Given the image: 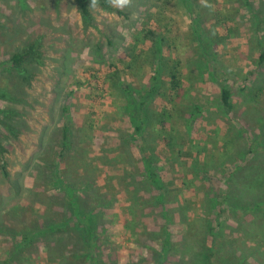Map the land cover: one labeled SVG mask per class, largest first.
<instances>
[{
  "label": "rangeland",
  "instance_id": "rangeland-1",
  "mask_svg": "<svg viewBox=\"0 0 264 264\" xmlns=\"http://www.w3.org/2000/svg\"><path fill=\"white\" fill-rule=\"evenodd\" d=\"M79 1L0 0V84L15 99L0 100V108L19 113L13 134L0 123V264H201L206 226L216 221L224 235L216 237L214 262L238 264L242 255L240 264H264L263 210L234 214L228 199L221 201L233 188L227 171L244 162L264 167V63L258 65L264 0H129L123 8L110 1L127 16L85 0L90 24L81 17ZM196 14L219 36L209 60L196 51ZM145 29L167 36L158 45L162 56L172 47L182 71L190 66L194 83L183 100L207 109L190 132L192 141L182 116L166 124V131L174 127V151L182 149L183 157L161 136L155 142L147 136L140 148L131 137L127 94L114 82L134 75L148 81L145 51L155 42L144 38L136 44ZM31 42L41 57L23 65L30 74L25 80L7 71V61ZM224 84L233 93L230 113L219 107ZM252 95L253 103L245 104ZM163 102L157 96L151 108ZM71 120L72 148L58 170L62 128ZM150 148L155 160L143 165ZM87 150L89 171L81 160ZM145 170L162 187L145 178ZM58 178L71 183L78 208L95 219L92 247H84L82 225ZM260 194L261 189L255 197ZM253 200L249 195L240 201ZM50 224L63 227L43 234Z\"/></svg>",
  "mask_w": 264,
  "mask_h": 264
},
{
  "label": "trees",
  "instance_id": "trees-1",
  "mask_svg": "<svg viewBox=\"0 0 264 264\" xmlns=\"http://www.w3.org/2000/svg\"><path fill=\"white\" fill-rule=\"evenodd\" d=\"M94 3H97L101 6V8L104 11H108L111 13H116L119 15L127 16V14L112 6L110 4L111 0H91ZM187 1V0H185ZM251 5V4H250ZM78 10L81 14L82 19L84 22L90 24L91 21V13H90V7L85 2V0H80L78 4ZM191 10H197V6H192ZM196 22V29L195 32L197 34V46L196 51L200 53V56L203 58L209 60L211 57L215 56V46L217 43H219V36L216 32H213L209 30L206 26L202 25V21L199 19L198 14H196V17L194 18ZM144 35H140L137 37V43L140 44L141 42H145L144 38H148L153 46L152 48L146 49L145 52L148 53V59H149V67L151 70V75L148 78L147 82L142 83V81H136V75H132L133 79L132 81H124L120 83L119 79L114 78V82H117V84H120L121 87H123V91L126 92L127 96L125 98V104L126 108L131 111L129 113V119L132 126V133L131 137L135 140H139L141 142L140 148L143 149V145L146 141L150 140L147 138V136H150L152 140L155 142L156 137L162 138V141H164L166 147L169 148L171 151V148L173 149V152H176L175 154L178 157H183V154L185 152L182 151V149H177V151H174V142L173 139L175 137H178L174 127L170 129V131H166L164 128L166 124H171L173 122V119H176L178 115L183 117V121H185L189 141H192L191 130L194 127L195 122L202 117L201 114H204V112H207L206 107H201L200 104L194 103V102H188L184 101L183 99L186 96H189L188 93L191 92L193 83H194V77L192 70L190 66H188L185 72L182 71V65L178 58H176L172 54V47L169 46L166 47L169 54L168 56H162L161 47L158 45L162 42L166 41V35L162 33V31L151 30V29H145ZM155 38L158 39L155 41ZM262 39H264V35L262 36ZM154 40V41H152ZM138 41H140L138 43ZM261 42V40L259 39ZM169 48V49H168ZM133 51V50H132ZM38 57L40 58V52L37 48V45L35 42H31L23 50L15 51L11 54L10 58L7 61V71L13 74H17L18 76H24L25 80L29 79V73L27 72V69L23 68V65L28 62H33V60H37ZM135 60L136 57H133ZM258 65H262L264 63V46L261 45L260 53H259V60ZM130 69V68H129ZM130 72V71H128ZM185 74V75H184ZM131 75V73H130ZM3 85V84H2ZM0 84V100L4 101H10L13 102L15 99L11 95V92L6 86H2ZM123 85V86H122ZM262 92H264V88L261 89ZM232 90L228 85H223L220 88V110L224 112L229 113L233 111L234 104L232 103ZM160 96L161 99H163V104L159 107H155L154 109L151 108L153 106L154 99ZM256 97V95H255ZM251 98V99H250ZM245 99V104L247 103H253L254 95L252 97ZM248 105V104H247ZM210 111V109H208ZM19 113L12 108L4 107L0 108V123L3 125L6 130V133L8 132L12 133L14 132V121H16V118H18ZM70 120V119H69ZM72 120L69 123H66L62 128V141H61V149L59 150L56 158H55V165L56 168L59 169V163L63 161L62 159L66 157L67 151L70 150L72 147V141L70 140V130H71V123ZM5 134L4 136H7ZM240 136V132L237 133V137ZM0 136V157L2 159L3 154L2 152V141ZM152 152V148H150L149 154ZM172 153V152H171ZM77 154V152H76ZM188 155V153H187ZM186 156V155H184ZM189 156V155H188ZM88 150L87 153H84V156L81 157V160L83 161V168L88 170L91 169L90 163L87 161L88 158ZM255 157V155L252 156V159ZM77 161L80 160V155L77 154ZM93 159V158H92ZM102 160V158H100ZM155 160V156L153 155H143L141 158L143 165L151 164ZM245 163H247L245 165ZM250 163V162H249ZM248 162H244L243 164L235 166L233 169H230V171H227V182L230 180V185H233L232 189L230 191H227L226 195H221L222 199L221 201L224 203H227L225 200L228 201L229 205V212L234 213L237 211H250L254 212L263 210L264 212V199L263 198V189H264V167L261 165H250ZM4 165L6 163L3 162L2 170L5 175H7V172L5 170ZM148 175L144 173V177L151 180L154 184H156L160 187L162 185L160 184V181L158 180V176L152 172L145 170ZM58 175V174H57ZM82 179V178H80ZM60 181V185H65L63 189H66L67 194L70 196V200L72 205L74 206V213L77 214L76 216L79 219V222L81 223L82 227L79 230L80 237L83 240L84 247L88 248L89 246L92 247L94 244V232L92 223H94L95 219L91 217V213H85L78 208V203L75 199L76 196H72V188L73 186L71 183H66L65 181L58 178ZM83 180V179H82ZM83 180L82 182H86L88 184L90 181ZM66 184H64V183ZM229 183V182H228ZM241 186V190L238 192L236 189V186ZM164 186V185H163ZM261 189V194L258 196V199L255 197L258 190ZM74 193V191H73ZM172 193V192H171ZM168 192L166 193V195ZM252 195L256 200L254 204H248V203H241V198L243 196H249ZM163 196V195H162ZM161 196V198H163ZM159 199V198H158ZM261 200V201H259ZM162 201V199H160ZM181 210V209H180ZM181 218L184 219L183 213L181 214ZM93 219V220H92ZM186 220V218H185ZM216 226L213 225H207L206 229L208 231V235L206 236V241L202 243V247L198 258H200L201 264H236L234 262H229L226 259L219 260L216 263L214 262V257L216 255L215 252V245H216V239L218 237H222L223 234V226H221V222H217ZM215 223V224H216ZM61 227L63 225H48L47 228L43 231V234L52 233L54 230L58 228V231L61 230ZM209 237H212V240L209 239ZM217 237V238H216ZM23 239L29 240V235L26 234ZM236 258V256H233ZM239 259L240 264L243 261V257H237Z\"/></svg>",
  "mask_w": 264,
  "mask_h": 264
},
{
  "label": "clouds",
  "instance_id": "clouds-1",
  "mask_svg": "<svg viewBox=\"0 0 264 264\" xmlns=\"http://www.w3.org/2000/svg\"><path fill=\"white\" fill-rule=\"evenodd\" d=\"M129 0H115L118 7L123 8L128 4Z\"/></svg>",
  "mask_w": 264,
  "mask_h": 264
}]
</instances>
